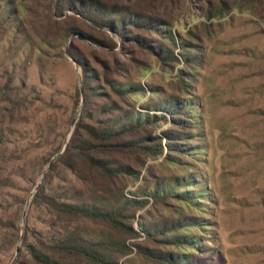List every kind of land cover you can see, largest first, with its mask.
<instances>
[{"label": "rangeland", "instance_id": "374dc122", "mask_svg": "<svg viewBox=\"0 0 264 264\" xmlns=\"http://www.w3.org/2000/svg\"><path fill=\"white\" fill-rule=\"evenodd\" d=\"M99 1L169 28H98L116 43L108 50L68 36L73 26L102 34L87 20L65 19L69 11L58 17V0H0V264H38L41 254L90 264L54 252L70 233L111 244L118 264H264V1L207 0L209 19L206 0ZM160 32H171L175 46ZM163 50L189 62L161 59ZM138 84L136 95L115 89ZM172 100L189 101L191 114L143 123L112 142L119 147L100 148L84 129L116 130ZM158 138L161 154L143 150ZM83 142L109 168L134 175L90 169L78 156ZM187 190L199 193L195 206L175 197ZM50 199L115 211L137 236L63 214ZM178 236L198 251L176 248Z\"/></svg>", "mask_w": 264, "mask_h": 264}, {"label": "trees", "instance_id": "16d2710c", "mask_svg": "<svg viewBox=\"0 0 264 264\" xmlns=\"http://www.w3.org/2000/svg\"><path fill=\"white\" fill-rule=\"evenodd\" d=\"M59 3H63V10H61L62 6L59 4L58 8V17H63V13L65 11H69L72 14H70L68 17H65V19H71L73 21L77 19H84L87 20L90 23H93L97 26V30L100 34H102V37L96 38L92 36L91 34H88L87 32L83 31L82 29L73 26L70 28L69 34L70 35H78L81 39L87 40L93 44H96L100 47L106 48L108 50H113L116 48V43L110 38V36H106L103 31L99 30L98 28L105 29L106 31L110 32L111 34L116 35H122V32H124V29L127 27H131L133 29H142V30H153L155 25H159L160 27H167L169 28L168 24L162 20L150 18V17H144L143 15L138 14L135 11H124V8L121 7L118 4L114 5H106L102 1L99 0H58ZM264 0H254V3H262ZM207 6L210 5V2L206 0ZM226 5V3H224ZM227 10L226 7H222L220 9L221 13H224ZM210 8L208 6V11L206 13V18L209 19L211 17ZM81 21V20H80ZM149 21V22H147ZM83 24V22H81ZM91 28V26H88ZM159 35L166 41L169 45L175 46L176 39L175 36L171 34V32H160ZM104 36V37H103ZM132 42L135 44H142L141 39L139 36L132 37ZM149 46L148 49L151 51L153 50ZM186 45L182 44V46L179 47V49L186 50ZM71 53V52H70ZM72 55V53H71ZM74 57V55H72ZM183 58L187 63L189 62V58L186 54H181V56H174L173 52L162 51V58L164 60H181ZM76 59V58H74ZM79 64L81 63L79 60H76ZM83 67H85L84 64L81 63ZM187 83V80L185 81ZM85 90H88V82L84 86ZM123 88H127V94L130 95H136L144 90V88L138 84L135 86L132 85H117L115 89L122 91ZM160 106L155 107L157 110L156 113L152 115H148L144 118V120H141L139 118H133V116L129 117L127 120L126 126H123L119 129L115 130V126L111 125L108 128L104 129H98L93 126H86L84 129L87 132V135L93 140L100 143V148H106L110 149L112 147H119L120 145L112 144L113 141H116L120 138H123L130 134V132L141 126L143 123H157L160 119L165 120L168 116L171 117H180L185 116L188 114H191L190 112H187V108L191 105L189 104V101H165L159 103ZM163 107L162 110H158L159 107ZM174 121H178V119H174ZM180 121V120H179ZM172 122V121H171ZM185 135V134H182ZM164 139H167L168 141H181V139H173L171 138L169 134H163ZM156 141V140H155ZM161 139L158 138V143L156 146L152 147H145L143 150L145 151H151L155 155L162 153L161 148ZM102 144V145H101ZM169 150L170 151H176L177 148L180 150V148L185 146H172V144H169ZM94 146L88 142L81 143L77 149L79 150L78 156L82 159V161L92 170L97 171L99 174L105 176V177H113L117 173L122 172L127 175H134V172L129 169L128 167L124 166L120 168L119 170L111 169L107 166V163L96 159L92 154V149ZM178 150V151H179ZM174 159V158H173ZM193 195V197H192ZM199 195L198 192H193V190H187L185 192L175 194V197L178 198L181 202H183L187 207L195 206L196 202H194L195 199H199L197 196ZM163 195H157L156 192L151 194V197L153 199H158V197H162ZM147 198L148 201H150L152 198ZM147 200L145 202H147ZM50 205L54 207L57 211L67 214L68 216H80L84 218H90L99 220L101 222L107 223L112 228L119 230L126 235L130 237H135L137 234L128 226L121 223L118 219V213L115 211H101L99 209H96L94 207H90L88 205H73V204H66L62 203L59 204L55 202V200L50 199ZM200 203V202H197ZM49 204V203H48ZM196 222V221H195ZM196 224V223H195ZM178 224L175 225V227ZM179 226V225H178ZM178 227H176L177 229ZM180 229V228H178ZM204 231V230H203ZM188 245L190 249L193 251H198L195 247L194 242H191V239L186 237H175L172 241V244L176 248H180L181 245ZM189 243V244H187ZM111 249V244H107L105 242H92L89 240H86L80 236H78L75 233H70L66 237H64L61 240H58L56 242V246L54 247V252L63 253L66 256L70 257H76L81 258L89 262L90 264H118L115 262L114 259L110 258L109 250ZM116 252L120 251L121 254L126 255L129 252V249L126 246H123L122 248H117V246L114 248ZM184 250V249H183ZM38 264H61L55 260H53L48 255L41 254L40 256H37L36 258ZM172 261V260H171ZM174 261V260H173Z\"/></svg>", "mask_w": 264, "mask_h": 264}]
</instances>
